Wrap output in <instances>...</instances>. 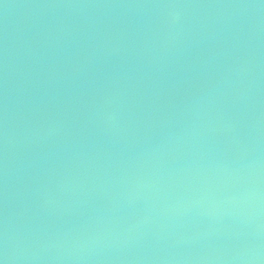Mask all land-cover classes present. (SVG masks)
<instances>
[{"label":"water","instance_id":"obj_1","mask_svg":"<svg viewBox=\"0 0 264 264\" xmlns=\"http://www.w3.org/2000/svg\"><path fill=\"white\" fill-rule=\"evenodd\" d=\"M0 264H264V0H0Z\"/></svg>","mask_w":264,"mask_h":264}]
</instances>
